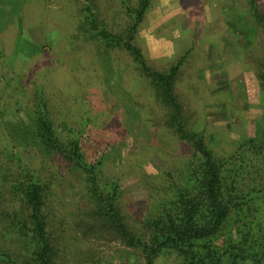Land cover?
Masks as SVG:
<instances>
[{"label": "rangeland", "instance_id": "rangeland-1", "mask_svg": "<svg viewBox=\"0 0 264 264\" xmlns=\"http://www.w3.org/2000/svg\"><path fill=\"white\" fill-rule=\"evenodd\" d=\"M68 1L0 0V119L27 121L24 94L33 80L45 85L57 135L66 139L67 128L88 131L84 153L90 158L103 150L101 184L117 181L119 204L131 212L139 202L152 201L150 186L161 183L162 172L183 167L188 146L164 125L165 109L153 99L126 52L113 53L105 72L91 63L89 52L70 56L64 42L50 39L53 33L67 39V32H61L69 19L68 8H62ZM259 1L264 10V0ZM99 7L114 30L123 24L118 0H99ZM242 25L254 26L242 0H153L135 38L158 70L189 50L175 92L187 123L215 142L216 151L234 147L243 136H255L257 121L264 117L255 75L263 36L259 29L251 35ZM54 27L57 31L50 30ZM20 148L12 150L20 162L39 167L41 161L48 177L53 170L50 156L30 145ZM52 172L57 179L51 205L53 219L59 221L54 264H128L135 259L137 252L121 245L107 228L92 230L82 222L87 219L85 198L76 193L82 191L81 182L72 179L66 186L61 174Z\"/></svg>", "mask_w": 264, "mask_h": 264}, {"label": "trees", "instance_id": "trees-1", "mask_svg": "<svg viewBox=\"0 0 264 264\" xmlns=\"http://www.w3.org/2000/svg\"><path fill=\"white\" fill-rule=\"evenodd\" d=\"M118 1L124 20L117 30L101 16L99 0H69L62 7L69 13L61 32H67V39L49 34L56 27L48 31L49 37L53 42H64L70 56L89 52L91 63L105 72L110 69L113 53L126 52L149 85L153 99L165 109L164 125L188 146L189 156L175 173L160 174L161 183L150 186L153 199L149 204L139 202V207L126 212L119 204L117 181L101 184L103 150L99 148L89 158L84 153L88 131L80 128H67V138L61 139L53 124L46 86L33 80L24 94L27 121L0 119V264L55 263L59 221L53 219L51 205L57 179L52 171L61 174L66 186L72 179L81 182L82 191L76 193L85 198L83 213L87 219L82 222L90 224L92 230L96 226L107 228L121 245L136 251V258L129 259L128 264H156L157 260L163 264H264L260 211L264 197V117L257 121L255 136H243L234 147L216 151L215 142L187 123L175 92L177 75L189 50L167 68H154L135 43L153 0H135L134 4L131 0ZM242 2L254 25L242 27L251 35L259 29L264 43L260 1ZM260 53L255 75L264 108V45ZM2 55L0 46V58ZM80 63L77 59V66ZM46 74L42 71V77ZM29 145L42 151V156H50L53 170L48 177L43 174L41 161L39 167H32L21 163L19 154L12 152L16 146L21 150L20 146Z\"/></svg>", "mask_w": 264, "mask_h": 264}]
</instances>
